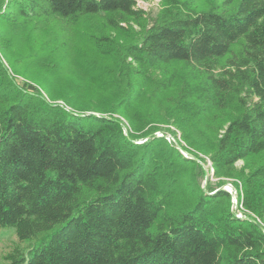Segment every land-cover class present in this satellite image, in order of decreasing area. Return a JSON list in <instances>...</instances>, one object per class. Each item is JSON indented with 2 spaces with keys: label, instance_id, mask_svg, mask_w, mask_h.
I'll return each instance as SVG.
<instances>
[{
  "label": "trees",
  "instance_id": "trees-1",
  "mask_svg": "<svg viewBox=\"0 0 264 264\" xmlns=\"http://www.w3.org/2000/svg\"><path fill=\"white\" fill-rule=\"evenodd\" d=\"M137 1L0 0L6 264H264V0Z\"/></svg>",
  "mask_w": 264,
  "mask_h": 264
},
{
  "label": "rangeland",
  "instance_id": "rangeland-1",
  "mask_svg": "<svg viewBox=\"0 0 264 264\" xmlns=\"http://www.w3.org/2000/svg\"><path fill=\"white\" fill-rule=\"evenodd\" d=\"M8 2H9L8 0H3V4H2V7H1L2 10H4V8H5V6H6V4ZM136 7L139 8V9H142L143 11H145V12L151 14V15H154L158 11V9L160 7V0H138ZM76 78H77V76H75L72 72L71 73H66V74L63 75L62 79H65L64 81H67V84H65V82L64 83L63 82H60V83H58V85L61 86L62 88H68L69 89L74 83H76V81H78V79L76 80ZM15 79H16V82H18V83H21L22 82V79H20L18 77L15 78ZM74 80H76V81H74ZM79 91H80L79 89H74V90H72V93H76V92H79ZM55 103H57L59 105H63V102L61 100H57V101H55ZM155 134H156V136H162V135H164V134H162L160 132H157ZM165 135H166L165 136V139L169 143L173 144L179 150V152H180V150L184 151L182 149V147L185 146V145L179 139L178 136L176 137L177 138L176 139L170 133H166ZM143 141H145V139H139L137 141V143H141ZM239 165H240V163H237V166H239ZM202 167H203L204 173L202 171L199 172V174L197 176L198 183L201 185V187H205V185L207 183L211 184L212 186H215V184L217 183L218 180L215 179V178H213V176H212V170L210 169V163H209V161L207 160V163L206 164H203ZM227 182L228 183L226 184V186L227 187L231 186V181L227 180ZM231 188H232V193H233V195L236 198L235 199V203L234 204L232 203V211L235 214H240L241 215V218H242L243 217L242 216V213L241 212H238L239 211L238 210L239 209V205L237 203L236 191L233 190V187H231ZM14 247H18V248H20L22 250L24 249V245L23 244H20L18 242L17 238L14 235L13 230L9 229V230H5V231H1L0 232V264H6V262L4 260V256L9 251H11Z\"/></svg>",
  "mask_w": 264,
  "mask_h": 264
},
{
  "label": "water",
  "instance_id": "water-1",
  "mask_svg": "<svg viewBox=\"0 0 264 264\" xmlns=\"http://www.w3.org/2000/svg\"><path fill=\"white\" fill-rule=\"evenodd\" d=\"M159 137H161V136H159ZM185 152V151H184ZM187 153V152H186ZM190 155V154H189ZM191 156V155H190ZM189 159H193V160H196V158L195 157H193V156H191V158H189ZM232 186H229V187H227L226 185L225 186H222V187H220V188H218L217 190H225V191H227L229 194H231V196H232V199L235 201V196L232 194V193H230L229 192V190L230 191H232V188H231Z\"/></svg>",
  "mask_w": 264,
  "mask_h": 264
},
{
  "label": "built area",
  "instance_id": "built-area-1",
  "mask_svg": "<svg viewBox=\"0 0 264 264\" xmlns=\"http://www.w3.org/2000/svg\"><path fill=\"white\" fill-rule=\"evenodd\" d=\"M9 1V0H8ZM180 152H181V154L182 155H184L186 158H191V156L188 154V153H186V152H184V151H182V150H180ZM229 192L230 193H232V191H230L229 190ZM233 194V193H232ZM232 203L234 204L235 203V201L232 199ZM235 216L237 217V218H241V215L240 214H235Z\"/></svg>",
  "mask_w": 264,
  "mask_h": 264
}]
</instances>
